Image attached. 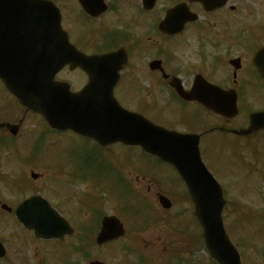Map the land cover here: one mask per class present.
I'll return each instance as SVG.
<instances>
[{
    "label": "flooded vegetation",
    "instance_id": "1",
    "mask_svg": "<svg viewBox=\"0 0 264 264\" xmlns=\"http://www.w3.org/2000/svg\"><path fill=\"white\" fill-rule=\"evenodd\" d=\"M49 1L58 8L62 28L77 50L88 55H123L125 61L114 89L118 101L168 129L197 134L202 159L205 156L209 165L228 162L233 156L231 151L240 156L242 144L251 142L257 135H264V130L244 134L250 115L264 111V79L254 63L257 51L264 48V0H225L220 7L215 6L213 0L205 6L196 0ZM243 3L253 6L250 10L255 11L256 19L260 16L257 7H261V26L256 23L257 26L253 27L252 22H247V11L241 13L240 10ZM171 9L179 11L169 29L162 30L161 24ZM194 16L196 19L192 20ZM260 62L264 65V58ZM196 79L201 80L202 101L182 98L174 84L180 91L187 92ZM203 81L220 88L223 95L220 91L211 94L210 91L215 89ZM85 83L86 80L74 91L80 90ZM234 97L237 107L234 116L214 111L216 105L208 102L210 99L232 101ZM17 110L18 119L16 113H5L0 116V124L19 123L20 132L28 113L20 107ZM0 135H3L0 140L13 143L18 134L12 136L4 126L0 128ZM85 142L92 148V160L88 162L77 148L72 162L79 154L82 156L80 166L62 167L63 172L67 171L69 178L81 181L86 178L93 181L99 174L98 184L108 192H127L129 171L128 160L123 157L125 147L116 144L102 148L90 140ZM113 147L119 149V155L111 154ZM224 151H227L226 155ZM239 159L243 166H249L241 158L235 160L236 166ZM142 161L145 163L139 170L137 181L152 197L176 198L179 197L177 189L185 195L170 166L153 158ZM69 225L72 229L61 239L50 240L36 238L33 231L24 226H8L7 237L0 236L4 250L0 264H34L33 256L38 259L35 264H43L37 252L32 255L31 244L35 248L38 244L58 246V264H90L97 260L96 228L92 229L88 240L85 237L88 249L79 248L74 253L79 238L84 236L80 226ZM128 231L125 228L124 238L129 235ZM172 250L170 248L169 252ZM46 254L52 257L55 251ZM171 255L162 264H173ZM148 259L145 255L141 264H147Z\"/></svg>",
    "mask_w": 264,
    "mask_h": 264
},
{
    "label": "rangeland",
    "instance_id": "2",
    "mask_svg": "<svg viewBox=\"0 0 264 264\" xmlns=\"http://www.w3.org/2000/svg\"><path fill=\"white\" fill-rule=\"evenodd\" d=\"M250 8L253 6L243 3L241 13L247 11L249 15L247 22H252L253 27L257 24L261 26L263 14L261 7H257L260 13L257 19L255 11H251ZM238 20L242 22L243 19ZM57 79L72 82L73 89L85 82L76 71H64L61 75L58 74ZM16 104L0 88V116L5 113H16L18 118ZM173 117H176V113H173ZM26 118L19 132L20 138L15 141L16 147L0 143V202L14 207L24 196L37 192L47 198L73 224L88 223L94 210L97 214V210L101 209L104 214L112 211L119 216L120 208L123 209L124 217L120 215L122 217L120 219L129 229V235L124 240L97 249L96 252L97 259L108 264H141L142 259L145 261V255L149 257L147 264H162L170 254H173L170 260L179 261V264H214L203 246L200 247L198 236L200 228L193 221L192 206L188 198L184 196L171 198L172 208L164 211L159 206L158 199L152 197L138 183L137 178L143 163L139 162L141 156L137 150L129 148L131 150H125L123 156L128 160L129 193L121 199L120 193L113 192L115 195L113 198L108 191L92 190L94 188L91 180H76L75 185L68 183L67 171L63 172L62 167L60 168V165L80 166L81 155L78 154L72 162L76 147L81 150L91 148L87 142H80L76 136L69 133L51 132L38 116L31 114ZM117 150L119 149L113 147L110 152L112 155H119ZM92 153L93 151L82 154L90 162ZM226 154L224 151V155ZM239 155L234 152L229 162H213L215 171L206 163L204 156L205 165L221 179L217 177L221 181L227 201L223 211L224 224L240 252L243 264H264V135H257L251 142L242 144ZM237 158H241L244 164L249 166H243L240 159L236 166ZM30 172L39 174V178L32 180ZM99 178V174L94 176L97 181ZM177 193L180 195L179 189ZM87 195L92 198L95 196L103 198L102 206L96 209L92 204L89 209L84 199ZM144 220H147L146 224ZM0 226H3L0 228V236L5 238L10 231L8 226L18 224L12 214L0 210ZM30 247L32 255L37 252L44 264H57L60 257L58 246L38 244L35 248V245L31 244ZM170 248L173 250L169 252ZM53 251L54 258L49 254L45 255ZM32 259L34 264L38 260L34 256Z\"/></svg>",
    "mask_w": 264,
    "mask_h": 264
},
{
    "label": "water",
    "instance_id": "3",
    "mask_svg": "<svg viewBox=\"0 0 264 264\" xmlns=\"http://www.w3.org/2000/svg\"><path fill=\"white\" fill-rule=\"evenodd\" d=\"M59 21L48 2L0 0V80L4 87L20 105L41 115L52 129L71 130L102 146L117 142L139 146L173 165L187 187L210 258L217 264H241L224 228L225 201L220 186L201 161L197 137L156 126L123 109L111 94L98 90L113 89L121 62L116 55L86 57L77 52L68 43ZM66 64L70 69L79 65L88 74L89 82L80 93H71L67 84L54 80ZM258 70L264 77V70ZM261 128L264 113L254 114L248 132ZM160 201L169 206L164 199ZM2 208L7 209L4 205ZM15 214L20 223L43 238L60 237L68 226L39 196L21 202ZM121 226L116 218H105L98 243L120 235Z\"/></svg>",
    "mask_w": 264,
    "mask_h": 264
}]
</instances>
